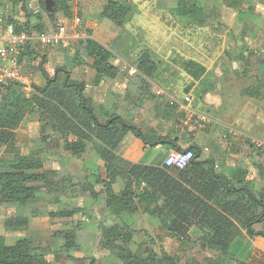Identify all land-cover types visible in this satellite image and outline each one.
Listing matches in <instances>:
<instances>
[{"label": "rangeland", "instance_id": "obj_1", "mask_svg": "<svg viewBox=\"0 0 264 264\" xmlns=\"http://www.w3.org/2000/svg\"><path fill=\"white\" fill-rule=\"evenodd\" d=\"M114 1L130 6L129 18L122 31L101 15L108 0H75L73 6L74 15L82 18L86 36L100 41L114 53L113 61L118 66L116 77L107 78L99 86L93 85L92 59L85 52L83 38L80 42L70 40L68 45L55 46L47 55L42 50L39 52L46 56L43 67L49 76L54 75L55 67L64 66L74 80L85 83V93L92 97L94 112L101 122H105L109 114H119L145 132L153 130L169 134L171 139L176 137L181 147H186L185 139L197 138L204 144L203 156H212L216 161L228 160L245 168L250 164H261L264 168V151L251 142V139L264 142V90L261 87L257 96L244 93L248 85L257 81L264 83V62L261 61L264 60V0H184L208 10V20L202 27L179 13L180 0ZM4 2L0 0V10L5 7ZM44 18L46 27L55 26L45 15ZM56 19L65 20L66 25L70 23V19H65L62 14ZM12 20L13 17L9 21ZM143 51L150 52L157 65L156 73L145 83L138 73H129ZM240 54L248 60L245 71L243 62L238 60ZM192 59L205 67L200 82L192 80L183 69L184 63ZM37 62L38 59H31L26 63L31 78L27 87L19 86L23 95L31 93L32 85L45 83ZM4 83L10 84V88L15 87L11 82ZM7 87L0 86V104L1 95L10 94ZM189 91L193 95L192 112L207 122L196 131L174 120ZM183 123L189 124L187 120ZM133 138L130 132L124 135L117 149L119 154L132 146ZM31 155L44 162L43 171L48 174V180L55 183L51 186L53 189L39 192L25 206L0 205V234L7 244L26 237L39 246L36 252L49 264H77L79 260L88 262L90 258L98 264H123L114 250L100 246V238L103 226L126 222L131 223L134 230L133 242L129 244L133 250L144 241L158 252L166 251L176 256L181 263L228 264L219 250L204 247L193 236L167 234L153 221L154 217L142 210L132 218L112 216L105 207L99 185L94 187L101 191L95 198L79 188L73 189V182L86 180L88 166H83L85 162L101 166L103 162L95 157L92 142L86 144V151L80 158L64 150L60 133L50 121L44 123L39 119L38 110L24 116L14 130L12 143L8 146L0 143V169L10 160ZM101 173L105 175L104 167H101ZM251 179V189L261 192L264 176ZM124 183L122 178H117L115 190L121 189ZM66 204H80L88 216L83 211L72 218H48L47 211ZM16 217H29L30 221L25 226H5L6 219ZM80 219L85 220L78 228L76 223ZM254 227L262 230L264 224L260 222ZM66 231H76L77 246L74 249L62 248L61 234ZM236 234L240 238L234 241L231 250L237 262L251 248L260 247L264 251V243L250 239L242 227L239 226Z\"/></svg>", "mask_w": 264, "mask_h": 264}, {"label": "trees", "instance_id": "obj_2", "mask_svg": "<svg viewBox=\"0 0 264 264\" xmlns=\"http://www.w3.org/2000/svg\"><path fill=\"white\" fill-rule=\"evenodd\" d=\"M7 1L13 5H20L25 13V21L12 20L15 22L16 30L42 32L47 29L44 15L54 22V27H56L58 14H62L65 19H71L75 12L73 6L75 0H53V12L45 9L43 0H38L39 10L36 12L27 7L29 0ZM129 9L130 6L108 0L101 15L108 19L118 31H122L129 18ZM177 10L199 26L208 19L207 11L202 6L190 5L184 0L178 2ZM83 39L85 52L92 59V67L95 71L93 82L98 84L105 78L116 77L118 66L113 63L114 53L93 37L86 36ZM18 57L20 60L24 58L27 61L38 59L36 66L40 75L45 79V83L32 85L31 93L23 95L18 90L19 86H23L22 84L8 81L15 84V87L10 88V84L0 81V86H8L10 93L1 95L0 143L6 146L12 143L14 130L19 126L24 116L38 110L39 119L44 123L49 121L52 123L60 133L64 150L73 157L80 158L86 151V144L92 142L96 158L101 159L103 165L85 162L83 166H88L86 167L88 170L86 180L73 182L71 185H73V189L79 188L83 193H89L93 198L101 192L94 187L101 186L105 207L112 216L132 218L139 210H142L159 219L161 228L167 234L193 236L204 247L219 250L225 257L224 261L228 264H264V251L260 247L249 249L240 262L234 260L231 250L234 241L240 238L236 234L239 226L245 230L250 239L257 243H264V229L257 230L254 227L260 222L264 224V189L261 192H255L252 191L249 182L245 179L237 178L236 182H233L231 177L215 173L213 171L214 159L208 158L205 162L207 173L198 172L196 175L199 177L195 185V189L202 196L199 201L196 200V203H202L204 207L200 211L201 214L198 215L197 229L188 230L187 227L191 224L188 222L190 216L183 213L184 210L182 211L179 205L182 203L184 206L188 203L185 201L190 200L182 193L171 192L175 189V185L159 183V179L162 176L167 179L168 174L162 169L145 165L142 161L131 163L121 156L117 149L126 132L130 131L144 145L150 147L157 143H168L176 150L191 151L192 158L183 169H179L181 172L189 164L196 165L198 170H204V168H200V162H194L200 157V147L190 145L181 148L168 135L145 132L119 114H110L105 122H101L94 112L91 98L85 93L86 84L73 80L66 67H55L54 75L49 76L43 67L46 56L40 55L37 50L27 46L21 48ZM238 60L243 62L245 71L248 68V60L242 54L238 56ZM261 61L264 62V60ZM134 66L138 73L137 76L144 83L146 79H151L157 70V65L148 51H143L140 54L134 62ZM263 85L264 83L257 81L254 85L244 88V93L249 96H257L261 87L264 90ZM101 167H104L105 175L101 173ZM43 170L44 162L38 156H21L10 160L0 169V205L25 206L34 200L39 192L49 191L55 182L48 180V174ZM201 174H204L206 179L201 178ZM117 178H122L125 183L121 189L115 190L114 184ZM171 180L173 184L176 183L172 178ZM37 182H41V184H35ZM142 183L145 185L142 186ZM184 192L187 193V191ZM160 198H162V202L158 203ZM83 211L85 212L80 204H66L64 207L49 210L46 214L50 219H62L72 218L75 214L80 215ZM178 218L182 221L176 220ZM84 220H78L76 227L79 228ZM29 221V217H16L6 219L4 224L7 227L17 224L25 226ZM133 233L131 223L105 225L102 227L100 246L107 250H114L116 257L122 260L123 264H191V262L181 263L176 256H172L166 251L158 252L144 241L139 242L136 249L133 250L129 246L133 242ZM61 238L64 250L74 249L77 246L76 231H66L61 234ZM119 241L121 244H118ZM37 249L39 246L26 237L7 244L4 236L0 234V264H49L43 255L36 252ZM67 256L73 258L71 254ZM77 264L98 263L94 258H90L88 262L79 260Z\"/></svg>", "mask_w": 264, "mask_h": 264}, {"label": "crops", "instance_id": "obj_3", "mask_svg": "<svg viewBox=\"0 0 264 264\" xmlns=\"http://www.w3.org/2000/svg\"><path fill=\"white\" fill-rule=\"evenodd\" d=\"M5 1H6V2H4V6L5 7L0 10V17H3V18L8 19V20H10L11 17H13V20L15 19L16 22L25 21V13L23 11V8H21L20 5H13L9 1H7V0H5ZM228 5H232V4L229 3ZM203 8H204V10L207 11L206 14H207V17H208V10L205 7H203ZM74 10H75V8H74ZM16 11H18V13H16ZM211 13L214 14L213 10H211ZM82 16L84 18H86L84 15H82ZM81 20H82V18H81ZM207 20H206V22H207ZM191 22L194 23L192 20H191ZM206 22L203 23V25H200V26L195 24V23L194 24L199 26V27H202V26H205ZM47 28H50V27H47ZM66 44L68 45V41L65 43V45ZM62 46H64V45H62ZM53 48H55V47L44 48V49H42V52L47 55L48 51L53 49ZM49 55H50V53H49ZM151 58L153 59L152 56H151ZM113 60H114V58H113ZM113 63H114V61H113ZM183 69L192 78V80H196V81L200 82L202 80V78L204 77L203 74L205 72V67L202 64H200L199 62H197L196 60H194V59H192L191 62L184 63ZM134 73H136V72H134ZM94 74H95V71H94ZM195 76H197V77H195ZM106 79L107 78L103 79L98 84H95L93 82V85L95 87L99 86ZM76 81H79V80H76ZM93 81H94V76H93ZM86 88H87V86H86ZM86 88H85V91H86ZM205 91H208V90L205 89ZM188 95L190 96V100H188V101L184 100V102H183L184 104H181L179 106V108H178V111L176 112L178 116H176L175 119H174V120L177 121L178 124H181L182 126H184L183 124H185L184 127H186L188 124L187 123H183V121L187 120V122H189L190 120H189L188 117L190 116V114H192V110L190 108V104H191L192 99H193L192 91H189ZM90 98H91L93 106H94V101H93L92 97H90ZM130 122H132V121H130ZM206 123L204 122L202 127H205ZM176 126H177V124H176ZM187 128H188V126H187ZM201 128H199V129H201ZM181 129H183V128H181ZM189 129L191 130L190 127H189ZM199 129H195L194 131L199 130ZM127 132H130V131H127ZM147 132L154 133V134H157V135H168L170 137L169 134H160V133H157V132H155L153 130L152 131H147ZM133 137H134L133 138L134 142H133L132 146L131 147H126V149L123 150L122 153H120V155L123 156L128 161H130L131 163L132 162H137L138 163V162L142 161V163L145 164V165H149V166L156 167V168L164 170L168 174V177H167V179H165L162 176V178L159 179V183L160 182L161 183L163 182V184L164 183H168V185H170V186L171 185H175V189L171 190V192L182 193V194H184V196L186 198H188L190 200V201H185V202H188V203L184 204V206L181 203L179 205V207H180V209L182 211L184 210L183 213H186L187 216H190V218H189L190 221H188V222H191V224L187 227L188 230L197 229V225H199V216L198 215L201 214L200 211H201V209L204 206L202 205V203H196V200L199 201V199L202 198V196L195 189L197 178L199 177L196 174L198 172L207 173V170H205V168H206V163L205 162H206V160L208 158H213L214 159V157H212V156L211 157L210 156H203L204 155V144L202 142L200 143L199 141H197V138H187V139L184 140V143H185L186 147H188L190 145H197V146L200 147V150H201L200 157L198 159H196L194 162H200L201 164H199V166H200V168H204V170H201V169L198 170V167L196 165L189 164L183 171L179 172V169H177V168H174V167L173 168H167L164 165V159L166 158L167 154L169 153L170 150L174 149L175 147L171 146L168 143H163V144L162 143H157L155 146L150 147V146L144 145V143L142 141H140L139 139H137L134 135H133ZM171 140H174L175 144L177 146L181 147L180 146L181 142L176 137L172 138ZM186 147H181V148H186ZM97 159L101 160L99 158H97ZM213 161H214L213 162V171L215 173L223 174V175H225L226 177H229V178L231 177L233 182H236L237 178L238 179L240 178V180L245 179V180H247L249 182L250 188H252L251 187L252 186V182L250 181V180H252L251 178L257 179L259 177L261 178L262 176H264L263 175V169L264 168H263V165H261V164H255V165L254 164L253 165L250 164L249 165L250 168L249 167L245 168V167H243V165L235 164V163L230 162L228 160H226V161L222 160V161L219 162V161H216L214 159ZM98 165L101 166V164H98ZM250 169H255V170H250ZM200 177L203 178V179H206V176L204 174H201ZM171 178L174 181H176L175 184H173L171 182L172 181ZM207 178H208V176H207ZM142 184L145 185V183H142ZM163 184H161V185H163ZM156 185H157V183H156ZM178 187H180V189H178ZM184 191H187V193L184 192ZM252 191H253V189H252ZM161 199L162 198H160L158 203L162 202ZM182 215L186 216L185 214H182ZM176 220L182 221L179 218L176 219ZM153 221L157 224V226L159 225L158 227H161L159 219L153 218Z\"/></svg>", "mask_w": 264, "mask_h": 264}, {"label": "built area", "instance_id": "obj_4", "mask_svg": "<svg viewBox=\"0 0 264 264\" xmlns=\"http://www.w3.org/2000/svg\"><path fill=\"white\" fill-rule=\"evenodd\" d=\"M27 7L34 12L38 11V0H29ZM13 21L0 17V81L18 82L24 87L29 85L31 76L27 71V60L24 58L20 60L18 57L23 46L40 52L44 48L65 45L70 40L77 42L81 38L86 37L81 17L78 15H74L70 19L69 25L65 24V20H62L61 24L58 21L56 27H50L38 33L25 29L16 30L15 22ZM129 72L134 73L136 69L131 67ZM185 100H190V96H185ZM188 118L190 120L188 125L191 130L202 127L203 123L206 122L205 119L197 117L194 112ZM251 142L264 151V142L256 139H251ZM191 158V151L172 149L164 159V165L183 169Z\"/></svg>", "mask_w": 264, "mask_h": 264}, {"label": "water", "instance_id": "obj_5", "mask_svg": "<svg viewBox=\"0 0 264 264\" xmlns=\"http://www.w3.org/2000/svg\"><path fill=\"white\" fill-rule=\"evenodd\" d=\"M44 1V6H45V9L50 11V12H53V0H43ZM59 23L61 24L62 21L60 20Z\"/></svg>", "mask_w": 264, "mask_h": 264}]
</instances>
